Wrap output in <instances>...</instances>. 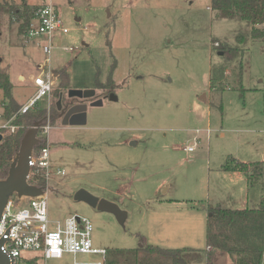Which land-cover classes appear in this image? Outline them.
<instances>
[{"label": "rangeland", "instance_id": "1", "mask_svg": "<svg viewBox=\"0 0 264 264\" xmlns=\"http://www.w3.org/2000/svg\"><path fill=\"white\" fill-rule=\"evenodd\" d=\"M49 1L60 6L69 31L52 32L47 54V38L20 32L23 17L12 9ZM249 30L242 20L215 18L211 0H0V68L13 78L46 71L54 80L37 106L50 126L37 136L49 145L51 169L64 171L45 180L48 216L88 217L94 246L107 253L136 247L142 235L168 248L201 249L188 262L206 264L207 208L251 206L263 193V178L247 189L242 172L222 168L228 156L264 158V39L248 37ZM221 45L236 54L221 55ZM213 64L225 66L226 77L210 88ZM109 78L116 99L108 94L102 105L67 95L69 88H95V97L103 96ZM33 90L14 82L12 94L21 101ZM69 106L86 112L84 125L61 123ZM195 136L190 154L182 147ZM80 188L116 203L124 222L74 199ZM72 261L65 254L38 264ZM213 264L233 262L216 249Z\"/></svg>", "mask_w": 264, "mask_h": 264}, {"label": "trees", "instance_id": "2", "mask_svg": "<svg viewBox=\"0 0 264 264\" xmlns=\"http://www.w3.org/2000/svg\"><path fill=\"white\" fill-rule=\"evenodd\" d=\"M37 7L22 2L21 7L10 8L13 10V15H17L18 18L23 17V21L19 24L20 32L28 30ZM211 9L217 19L244 21L250 27L248 37L254 40L264 39V26L257 27L264 23V0H211ZM241 37L244 36H240L239 39ZM220 49L222 51L219 53L223 56L232 57L236 54V48L233 46L221 45ZM225 70V66L213 64L210 67V88L224 83ZM112 82L109 78L108 86L112 87ZM0 89L6 101L3 115L6 118L14 115L13 122L18 125L15 132L6 133L0 139V178H4L24 131L43 116L44 110L38 109L37 104L34 109L26 113H17L19 105L13 99L12 85L7 73L3 70H0ZM222 168L226 171L242 172L246 176L249 187L263 178V193L256 205L244 208H225L214 205L207 208L206 245L202 250L206 254V264H213L216 249L225 251L233 264H264V158L260 161L244 162L228 156ZM29 181L45 187V179L39 175L30 177ZM200 251L201 249L192 247L168 248L151 244L141 235L139 244L134 248L110 250L107 264H190L189 257Z\"/></svg>", "mask_w": 264, "mask_h": 264}, {"label": "built area", "instance_id": "3", "mask_svg": "<svg viewBox=\"0 0 264 264\" xmlns=\"http://www.w3.org/2000/svg\"><path fill=\"white\" fill-rule=\"evenodd\" d=\"M33 22L28 28L31 38L45 36L49 41L43 45V51L49 54L53 46L50 36L57 30L65 34L69 30L63 25V18L59 6L45 3L35 10ZM218 45L217 42H214ZM65 50L73 48L65 46ZM48 60V58H46ZM54 80L44 71L33 79L35 91L33 95L19 106V114L34 109L39 100L48 97ZM14 115L6 118L0 113V134L13 133L18 128L13 122ZM44 129L50 127L43 125ZM197 132L199 130H196ZM207 134L209 130H206ZM198 137L184 145L182 149L192 153L197 145ZM30 177L38 175L46 181L51 173L63 175V169H51L49 163V145H36L29 157ZM30 182V181H29ZM93 223L83 215L72 214L63 219L53 220L48 216L46 194L37 197H22L15 195L9 197L0 217V250L6 255L8 264H38L41 259L62 258L65 254L73 257L72 264H107L108 253L104 247L94 246ZM78 255H95V260L79 261Z\"/></svg>", "mask_w": 264, "mask_h": 264}, {"label": "water", "instance_id": "4", "mask_svg": "<svg viewBox=\"0 0 264 264\" xmlns=\"http://www.w3.org/2000/svg\"><path fill=\"white\" fill-rule=\"evenodd\" d=\"M69 97L76 98H94L95 89H77L69 88L67 91ZM109 99H116L113 93H109ZM103 99L97 98L91 101V105H102ZM86 112L77 108H70L64 111L62 115V124L84 125L86 123ZM45 124L44 119L40 118L32 123L23 133L19 147L11 160L7 174L0 178V217L10 196L15 195L17 199L22 197H37L45 193V187L35 185L28 181L30 167L28 165L29 157L34 146L41 143L37 136L38 130ZM2 135L0 134V139ZM74 199L83 201L98 210L112 213L118 223L122 224L126 217V211L121 209L116 203L104 198L96 197L84 188L74 192ZM3 241L0 242V246ZM0 264H8L6 255L0 250Z\"/></svg>", "mask_w": 264, "mask_h": 264}, {"label": "crops", "instance_id": "5", "mask_svg": "<svg viewBox=\"0 0 264 264\" xmlns=\"http://www.w3.org/2000/svg\"><path fill=\"white\" fill-rule=\"evenodd\" d=\"M48 3H51V1H49ZM52 4H54L53 2H52ZM55 5H57V4H55ZM57 6H59V5H57ZM60 7V6H59ZM32 20V19H31ZM4 69V68H3ZM2 68H0V70H3ZM4 71V70H3ZM5 72H6V70H5ZM44 72V71H43ZM7 73V75H8V78H9V81H10V83H11V85H12V87H13V84H14V82H16V84L17 85H20V86H22L23 84H26L27 86H29L30 88H33L34 90H33V92L27 97V98H24V99H22L21 101H18V100H16V98L13 96V94H12V96H13V99H14V101L20 106V105H22L23 103H25L32 95H33V93H34V91H35V86H34V84H33V79H34V77H36L37 75H38V73H36V74H34V75H29L28 77L27 76H25L22 72H16V77L15 78H13V77H11L10 76V73H8V72H6ZM57 79H60V77H57ZM95 89V88H94ZM113 91V90H112ZM0 101H2V105H1V103H0V113H3V110H4V105H5V100H4V98L2 97L1 99H0ZM232 172H239V171H232ZM247 189H248V185H247ZM165 200H174L173 198H165ZM259 200H260V198H259ZM259 203V201L257 202V203H255V204H252V205H256V204H258ZM247 207V206H246ZM191 208H195V207H193V206H191ZM244 208V207H243ZM206 220H207V218H206ZM149 243V242H148ZM151 244H153V243H151ZM158 245V244H157ZM161 246V245H160ZM107 249V248H106Z\"/></svg>", "mask_w": 264, "mask_h": 264}, {"label": "flooded vegetation", "instance_id": "6", "mask_svg": "<svg viewBox=\"0 0 264 264\" xmlns=\"http://www.w3.org/2000/svg\"><path fill=\"white\" fill-rule=\"evenodd\" d=\"M111 91H112V87H110V88L107 90V93L104 94L103 96L99 95V96H96V97H94V98H90V99H91L90 101H93L94 99H97V98H102V99H103V97L106 96V95H108Z\"/></svg>", "mask_w": 264, "mask_h": 264}]
</instances>
